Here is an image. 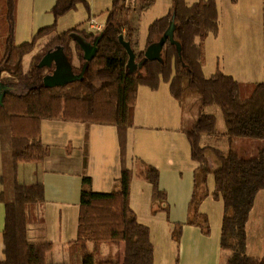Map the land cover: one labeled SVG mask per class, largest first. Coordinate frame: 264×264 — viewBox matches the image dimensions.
<instances>
[{
  "label": "trees",
  "instance_id": "16d2710c",
  "mask_svg": "<svg viewBox=\"0 0 264 264\" xmlns=\"http://www.w3.org/2000/svg\"><path fill=\"white\" fill-rule=\"evenodd\" d=\"M236 1V0H233ZM155 0H113L108 10L104 35L96 57L89 63L83 80L64 87H47L44 76L53 69L38 64L47 50L62 45L72 58V44L82 50L71 36L78 32L92 40L96 34L80 23L54 35L58 19L80 3L87 10L86 0H57L53 7L55 22L39 29L36 36L20 44L16 42L18 0H0V144L2 147L3 190L0 201L14 208L15 240L5 230V255L0 264H75L47 260L52 243L32 242L28 236L27 205L45 200L41 182L23 183L18 179V165L23 161H40L49 153L41 139L44 119H64L87 123L113 124L118 129L122 171L119 188L110 192L95 191L92 178L84 175L79 204L77 237L73 241L81 251L80 264H154L155 251L149 225L142 223L130 204L134 171L128 165V137L140 86L152 90L168 83L174 98L182 101L187 90H197L202 106L220 107L230 143L236 137L264 139V81L255 83L251 94L242 95V83L232 75L217 69L211 76L204 72L206 60L204 40L219 31L217 0H172L169 12L156 18L148 29L145 48L139 49V28L142 13ZM91 19V17L89 18ZM88 19V21H89ZM87 21V22H88ZM50 36L45 48L35 55L30 68L23 67L24 56L34 50L39 37ZM131 41L137 61L145 58L151 46H157L167 36L158 59H148L134 73L126 71L129 54L120 40ZM80 71L84 58L79 55ZM8 71L10 76H3ZM217 132L214 114L200 113L196 122L185 130L192 159L197 163L195 189L189 205L190 223L209 231V219L199 209L209 192L207 180L214 177V197L224 202L221 246L230 250L225 264H264V256L247 253V223L256 196L264 188V148L257 156H242L230 148L227 152L202 145L204 134ZM213 153L212 166L208 153ZM141 175L152 184L153 199L166 200L159 187L160 171L142 162ZM182 225L174 232L180 238ZM89 243L92 246H89ZM104 244L114 248L106 254Z\"/></svg>",
  "mask_w": 264,
  "mask_h": 264
},
{
  "label": "crops",
  "instance_id": "0c3cea01",
  "mask_svg": "<svg viewBox=\"0 0 264 264\" xmlns=\"http://www.w3.org/2000/svg\"><path fill=\"white\" fill-rule=\"evenodd\" d=\"M56 1L18 0V44L33 39L40 28L54 24L55 16L52 10ZM86 1L90 10L80 3L76 9L61 16L54 35L84 22L86 23L83 27L87 29L90 17L98 20L99 15H104L105 20L99 21L106 22L113 0ZM186 1L191 4L197 0ZM171 5L172 0H155L154 4L142 13L140 24L146 14H151L154 20L167 14ZM217 5L218 34L208 35L203 42L206 54L205 74V66L212 62L214 57L217 62L212 73L221 69L240 83L252 84V92L255 83L264 81V0H217ZM50 36L52 35L41 36V39L39 37L34 50L24 56L25 71L30 68L35 55L45 48ZM145 45L146 41L142 43L139 40L140 50L144 49ZM72 48L71 60L76 70L81 63L80 54L74 44ZM3 76H10V73L4 71ZM183 104V100L179 101L173 97L169 84L167 87L161 84L156 90L140 86L133 124L129 129L128 165L133 169L132 163L137 164L138 161L140 165L145 162L157 167L160 171L159 187L166 192V200L158 199L162 201V205L159 209L156 205L153 207V203L158 200L153 199L152 184L141 172L138 174L133 169L130 204L138 219L151 229L155 251L154 264H225V250L221 246L224 211L219 212L220 226H212L211 229L209 225L208 232L199 224L189 222V205L196 184L197 163L192 159L185 130L196 122L198 114L192 115L190 119L186 118V108ZM41 139L49 146L48 155L43 160L23 161L18 165L20 182H41L45 190L43 202L27 205L28 236L32 242L52 243V248L47 254L49 262L80 264L81 251L73 241L77 237L82 178L84 175L90 176L95 191L110 192L118 189L116 187L122 171L118 129L113 124L69 121L61 118L44 119L41 122ZM2 174L0 144V192L3 190ZM212 178L208 176L209 194L199 206L208 219L211 217L209 205L215 202L213 198L216 199L213 195L215 183ZM219 206H222L221 200ZM180 224L181 235L177 240L174 232ZM6 229L10 232V240L14 241V208H8L0 201V262L6 258ZM89 246L92 244L89 243ZM107 247L109 245H103L105 251ZM246 250L250 256H264V188L256 196L247 223ZM250 251L256 254H251ZM110 253L106 251V254Z\"/></svg>",
  "mask_w": 264,
  "mask_h": 264
},
{
  "label": "rangeland",
  "instance_id": "374dc122",
  "mask_svg": "<svg viewBox=\"0 0 264 264\" xmlns=\"http://www.w3.org/2000/svg\"><path fill=\"white\" fill-rule=\"evenodd\" d=\"M135 2H136V0H127V4H129V5H133V4H135ZM150 15L146 14L143 21L140 24L138 38H139L140 42H142V43H144V41H146L147 36H148L149 25L154 21V17H152ZM98 20H105V16L99 15ZM87 30L89 32L91 31L89 27H87ZM41 38L42 37H40L39 39H41ZM210 56L212 58V55H210ZM216 62L217 61H215V58L213 57L212 62H209V64H207L205 66L207 76H211L213 74L212 72L215 70L214 64ZM241 83L243 86L242 87L243 97L249 96L251 94L250 88H251L252 84H248L245 82H241ZM167 85H168V83H165V82L162 83L163 87H167ZM199 98H200V94L197 90H190L189 89L185 93V96L183 98V103H184L183 105L186 108V115H187L186 118L188 117V119H190V117H192V115H194V114L195 115L198 114V116H199L200 112L201 113L213 112L214 114H216V116L218 118L217 119V132L215 134H212V135L204 134L202 141H201L202 145L214 146V147H217V148L224 150L225 152L230 150V148H234V149L238 150L242 156H247V157L257 156L259 154L260 149L264 148V139L236 137L232 141V143L229 144V142L227 140V136H226V124H225L221 109L217 105H213L210 108L202 106L200 101H199ZM258 141H261V142H258ZM208 159H209L210 164L212 166L216 165V163L214 161L213 153H211V152L208 153ZM136 163L138 165L135 163H132L134 166L133 169L135 171H137L138 174H140V172H142L144 170L145 166L142 164L140 165V163L138 161H136ZM209 176L213 177L212 174H210ZM212 179H214V177ZM211 183H213V182L211 181ZM116 188H119V181L117 183ZM213 199H214L213 201H215V202H211V204L209 205V209L211 212V217L209 219V225H210L211 229H212V226H220V218H219L220 213L219 212L224 211V204H223L222 198L217 197L216 199L215 198H213ZM219 199L222 201L221 208L219 206V201H220ZM155 205H156L157 209H159V207L162 205V201L158 200L157 202L153 203V207ZM151 240H152V238H151ZM106 251L113 252L114 248L111 245H109V247L106 248ZM248 252H249V250H248ZM250 253L256 254V253H253L252 251H250ZM230 255H231L230 250L224 251V254H223L224 263L227 261V259Z\"/></svg>",
  "mask_w": 264,
  "mask_h": 264
},
{
  "label": "water",
  "instance_id": "95a60500",
  "mask_svg": "<svg viewBox=\"0 0 264 264\" xmlns=\"http://www.w3.org/2000/svg\"><path fill=\"white\" fill-rule=\"evenodd\" d=\"M103 35L104 33L100 32L96 34L92 40H89L78 32H73L71 34L73 41L79 45L82 50L79 54L84 58L80 71L74 70L71 57L68 55L65 46L57 45L56 47L47 50L38 64L39 67L53 68L52 72L47 73L44 76V85L47 87H64L69 83L83 80L89 63L98 53L99 44ZM166 38L167 36H165L157 46L149 47L146 51L145 58L141 61H137L136 53L134 52L131 41H126L124 36L120 35V40L129 54L126 71L128 73H134L138 69H141L148 59L160 58V53ZM153 49L155 50L153 51Z\"/></svg>",
  "mask_w": 264,
  "mask_h": 264
},
{
  "label": "built area",
  "instance_id": "2783aa9c",
  "mask_svg": "<svg viewBox=\"0 0 264 264\" xmlns=\"http://www.w3.org/2000/svg\"><path fill=\"white\" fill-rule=\"evenodd\" d=\"M89 27L92 33L98 34L103 31L105 27V22L99 21L95 18L89 20Z\"/></svg>",
  "mask_w": 264,
  "mask_h": 264
},
{
  "label": "bare ground",
  "instance_id": "6f19581e",
  "mask_svg": "<svg viewBox=\"0 0 264 264\" xmlns=\"http://www.w3.org/2000/svg\"><path fill=\"white\" fill-rule=\"evenodd\" d=\"M90 20V19H89Z\"/></svg>",
  "mask_w": 264,
  "mask_h": 264
}]
</instances>
